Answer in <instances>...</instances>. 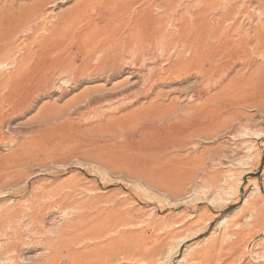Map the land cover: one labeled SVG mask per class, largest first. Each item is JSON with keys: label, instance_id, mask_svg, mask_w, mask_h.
Masks as SVG:
<instances>
[{"label": "rangeland", "instance_id": "obj_1", "mask_svg": "<svg viewBox=\"0 0 264 264\" xmlns=\"http://www.w3.org/2000/svg\"><path fill=\"white\" fill-rule=\"evenodd\" d=\"M86 1L0 0V264H264V0Z\"/></svg>", "mask_w": 264, "mask_h": 264}, {"label": "bare ground", "instance_id": "obj_2", "mask_svg": "<svg viewBox=\"0 0 264 264\" xmlns=\"http://www.w3.org/2000/svg\"><path fill=\"white\" fill-rule=\"evenodd\" d=\"M88 1V0H87ZM86 1V2H87ZM101 1V0H100ZM105 1V0H104ZM139 1V0H138ZM148 1V0H147ZM146 0H145V2H147ZM226 1V0H225ZM230 1V0H229ZM97 2H98V0H97ZM140 2H142V0L140 1ZM140 2H135V3H137V4H140V6H141V3ZM217 2V1H216ZM215 2V3H216ZM89 3V2H88ZM100 2H98V4H99ZM102 3V2H101ZM143 3H144V0H143ZM225 4H226V2H224ZM227 3H229L228 1H227ZM231 3V2H230ZM104 4H105V2H104ZM106 4H107V2H106ZM101 5V4H100ZM217 4H215V6H216ZM219 5V4H218ZM231 5V4H230ZM136 7H137V5H135ZM151 6V5H150ZM214 6V7H215ZM85 8H87V7H85ZM141 8H143V7H141ZM152 8V7H151ZM150 8V9H151ZM212 8H213V6H212ZM232 7L230 6V9H228L227 8V10L226 9H224L223 11H225V12H223V13H221V14H219L218 13V15H209V17L206 19V22L207 23H202V24H200L201 26H199V28H200V37H197V35L195 34V32H194V30H193V32H190V30H189V32H190V35H189V32L187 33V31H186V33L188 34H186V39H187V36H189V39H188V43L189 44H187L188 45V47L190 48V50H191V54L193 55V58L192 59H188V61H190V62H188V63H186L185 64V66L188 64V66H189V63H190V65L192 66V67H195V68H199L201 71L200 72H202V73H204L203 75H209L210 76V74L211 73H213L214 72V67L215 66H217V64L218 63H220L221 62V59L222 58H224L225 57V55L227 54V52L228 51H231V49H230V47H231V43H232V34H231V28L230 29H226L225 27H224V25H226V23L227 22H230L231 21V15H232V9H231ZM137 10V9H136ZM135 11V10H134ZM137 11H139V10H137ZM144 12V11H143ZM147 12H149V11H147ZM137 12H135V14H136ZM141 14V13H140ZM147 14V13H146ZM149 14V13H148ZM211 14H213V13H211ZM138 16V15H137ZM152 16V15H151ZM141 18V17H140ZM149 18V17H148ZM152 19H153V17H151ZM193 18V17H192ZM142 19V18H141ZM143 19H144V17H143ZM145 19H147V17L145 18ZM150 19V18H149ZM197 19V18H196ZM138 20H140V19H138ZM151 20V19H150ZM83 21V20H82ZM82 21H80V23H82ZM149 20H147L146 21V23L148 22ZM190 21H191V19H190ZM196 21V20H195ZM198 21V20H197ZM144 22V21H143ZM149 22H152L153 23V20L152 21H149ZM160 22V21H159ZM202 22V21H201ZM138 23V22H137ZM194 23V22H193ZM231 23V22H230ZM79 24V23H78ZM140 23H138V25H139ZM147 24H149V23H147ZM147 24H145V26L147 25ZM154 24H155V21H154ZM159 24H161V23H159ZM192 24V23H191ZM88 25V24H87ZM151 25V24H150ZM164 25H166V24H164ZM163 25V26H164ZM194 25V24H193ZM193 25H191L192 26V28H193ZM199 25V24H198ZM237 25V24H236ZM83 26H85V25H83ZM82 26V29L83 28H85V27H83ZM156 26V25H155ZM180 26V25H179ZM190 25H188V27H189ZM190 26V27H191ZM195 26H196V24H195ZM147 27V26H146ZM148 27H149V25H148ZM151 27H153V26H151ZM158 27V26H157ZM164 27H166V26H164ZM187 27V26H186ZM139 28V27H138ZM137 28V29H138ZM238 28V27H237ZM151 29V28H150ZM160 29V28H159ZM164 29V28H163ZM196 29H197V27H196ZM151 30H153V28L151 29ZM157 30V29H156ZM192 30V29H191ZM74 31V30H73ZM76 31H78L79 32V30H76ZM75 31V32H76ZM150 31V30H149ZM154 31V30H153ZM165 31V30H164ZM174 32H175V30H174ZM20 33V32H19ZM138 33H140V32H138ZM159 33V32H158ZM164 33V32H163ZM170 33H173V32H170ZM176 33V32H175ZM174 33V34H175ZM17 34V33H16ZM156 35H157V33H156ZM165 35V34H164ZM234 35V37H235V34H233ZM154 36V35H153ZM170 36V35H169ZM243 36V35H242ZM245 36V35H244ZM17 37V36H16ZM168 37V36H167ZM174 37V36H173ZM159 38V37H158ZM163 38H164V36H163ZM181 38H182V36H181ZM180 38V39H181ZM151 39V38H150ZM160 39V38H159ZM165 39V38H164ZM174 39V38H173ZM177 39V38H176ZM186 39H184V41L186 40ZM236 39V38H235ZM240 39V36L237 38V40H239ZM247 38H243V40H246ZM155 40V39H154ZM236 40V41H237ZM248 40V39H247ZM247 40H246V42H247ZM158 41V40H157ZM169 41V40H168ZM180 41V40H179ZM234 41V40H233ZM240 41V40H239ZM249 41V40H248ZM258 41V40H257ZM148 42V41H147ZM162 42H164V41H162ZM161 42V43H162ZM170 42H171V39H170ZM183 42V41H182ZM241 42V41H240ZM240 42H239V44H238V47H239V45H240ZM243 42V41H242ZM157 43H159V42H157ZM173 43H174V41H173ZM248 43H250V42H248ZM98 44H100L101 45V43H98ZM148 44V43H147ZM167 44V43H166ZM186 44V43H185ZM185 44H182V45H185ZM237 44V43H236ZM243 44V43H242ZM61 45V44H60ZM138 45H139V43H138ZM155 45V44H154ZM164 44H162V46H163ZM178 45H179V43H178ZM181 45V44H180ZM187 45H185V46H187ZM253 45V44H252ZM251 45V46H252ZM255 45L256 44H254V46L253 47H255ZM3 46V45H2ZM171 46V45H170ZM232 46H233V44H232ZM244 46H245V44L243 45V48H244ZM58 47H60V46H58ZM105 47V46H104ZM104 47H102V48H104ZM151 47V46H150ZM154 47V46H153ZM172 47V46H171ZM237 47V48H238ZM242 46L240 45V48H241ZM138 48V47H137ZM144 48V47H143ZM170 48V47H169ZM185 48V47H184ZM234 48H235V46H234ZM251 48V47H250ZM249 48V49H250ZM60 49V48H59ZM58 49V50H59ZM101 49V48H100ZM124 49V48H123ZM148 49V48H147ZM162 49V48H161ZM186 49V51H187V48H185ZM245 49V48H244ZM254 49H256V48H254ZM133 50V49H132ZM172 50H173V48H172ZM180 50V49H179ZM241 50H242V48H241ZM257 50V49H256ZM100 51H102V50H99V52ZM164 51V50H163ZM186 51H184L185 53H187ZM234 53H235V51H237V52H239L238 50H232ZM232 51H231V54H232ZM244 51V50H243ZM252 51V50H251ZM97 52V51H96ZM240 52H242V51H240ZM257 52V51H256ZM104 53V52H103ZM127 53V52H126ZM149 53V52H148ZM153 53V52H152ZM242 53H244V52H242ZM252 53V52H251ZM254 53H255V51H254ZM253 53V55H255ZM111 54V53H110ZM189 54H190V52H189ZM229 54V53H228ZM245 54V53H244ZM248 54V53H247ZM238 55V54H237ZM237 55H236V58H239V56L237 57ZM117 56V55H116ZM148 56V55H147ZM230 57H229V60H231L230 58H233V57H231V55H229ZM241 56H243V55H241ZM256 56V55H255ZM244 57H245V55H244ZM254 57V56H253ZM252 57V58H253ZM191 58V57H190ZM250 58V57H249ZM195 59H196V61H195ZM240 59V58H239ZM226 60V59H225ZM224 60V61H225ZM232 60H234V59H232ZM186 61V60H185ZM184 61V62H185ZM249 61H250V59H249ZM254 61V60H253ZM182 63V62H181ZM196 64H198V65H196ZM33 65V64H32ZM181 65V64H180ZM183 65V64H182ZM180 66L181 68H183V67H185L184 65L183 66ZM21 66V65H20ZM176 66H177V64H176ZM179 66V65H178ZM178 66H177V68H178ZM20 68H22V67H20ZM187 68V67H186ZM189 68V67H188ZM191 68V67H190ZM222 68V67H221ZM31 69V68H30ZM175 69V68H174ZM179 69V68H178ZM183 69H185V68H183ZM21 70V69H20ZM29 70V68L26 70V71H28ZM173 70V69H172ZM176 70V69H175ZM175 70H173V72L175 71ZM217 70V69H216ZM216 70H215V72H216ZM221 70H223V68L221 69ZM31 71V70H30ZM45 71V70H44ZM49 71V70H48ZM48 71H46V74H47V72ZM178 71H180V69L178 70ZM218 71V70H217ZM220 71V70H219ZM25 72V71H24ZM42 72H43V70H42ZM56 72H57V70H56ZM102 72H103V69H102ZM21 73V72H20ZM23 73V72H22ZM39 73H40V71H39ZM49 73V72H48ZM217 73H219V72H217ZM17 73H15V75H16ZM19 74V73H18ZM17 74V77L14 75L13 77H10L8 80H7V82L6 83H4V82H2V83H0V86H2L3 87V84H4V89L7 91V93L5 94V95H3L4 94V92H3V94H1V95H3L2 97H1V100H2V102L3 103H8V104H10V105H15V103H24V100H25V97H26V95H27V93H28V90L29 89H34L35 87H37L38 85H36L37 83H38V78H36V79H34V78H29L30 80H28L29 81V84H25L24 82H23V80L26 78L24 75H18ZM25 74V73H24ZM27 74H28V72H27ZM58 74V73H57ZM214 74V73H213ZM216 74V73H215ZM26 75V74H25ZM31 75V74H30ZM40 75H42V74H40ZM202 75V76H203ZM217 75V74H216ZM216 75H215V77H214V75H213V77L216 79ZM22 76H23V78H22ZM27 76V75H26ZM45 77V76H44ZM51 77V76H50ZM53 78V77H52ZM207 78V77H206ZM212 78V77H211ZM214 78H212L213 80H214ZM34 79V80H33ZM49 80H51V78H48ZM31 80H33V81H31ZM41 80V79H40ZM47 80V79H46ZM208 80H209V78H208ZM27 81V82H28ZM212 81V80H211ZM48 82V81H47ZM126 82V81H125ZM138 82V81H137ZM49 83V82H48ZM136 82H134L133 81V79H131L130 78V81H129V84L130 85H132V84H135ZM48 85V84H47ZM50 86V85H49ZM127 87V86H126ZM1 88V87H0ZM1 102V101H0ZM9 105V106H10ZM237 105V104H236ZM7 106V105H6ZM4 107H5V104H4ZM8 107V106H7ZM237 107H242L243 109H246V110H249V109H256L257 111L258 110H261L260 109V106H258L257 104L256 105H253V104H250V103H242V104H239L238 103V105H237ZM11 108V107H10ZM10 108H9V110H10ZM8 111V110H7ZM14 111H16V110H14ZM9 112V111H8ZM262 112V111H261ZM5 113V112H4ZM11 113V112H10ZM1 114H2V112H1ZM7 113H5V115H6ZM10 115V114H9ZM4 116V115H3ZM0 117H2V115L0 116ZM8 117V116H7ZM186 146H188V144H186L185 146H183V147H186Z\"/></svg>", "mask_w": 264, "mask_h": 264}]
</instances>
